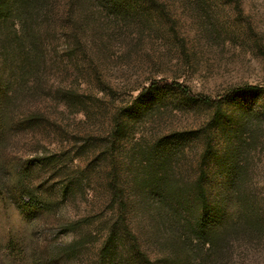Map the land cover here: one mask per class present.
Returning <instances> with one entry per match:
<instances>
[{
  "label": "rangeland",
  "instance_id": "obj_1",
  "mask_svg": "<svg viewBox=\"0 0 264 264\" xmlns=\"http://www.w3.org/2000/svg\"><path fill=\"white\" fill-rule=\"evenodd\" d=\"M111 7L74 9L5 103L0 264H264V0Z\"/></svg>",
  "mask_w": 264,
  "mask_h": 264
},
{
  "label": "trees",
  "instance_id": "obj_2",
  "mask_svg": "<svg viewBox=\"0 0 264 264\" xmlns=\"http://www.w3.org/2000/svg\"><path fill=\"white\" fill-rule=\"evenodd\" d=\"M147 1L151 3L155 2V0ZM127 2L128 0H3L2 4H5L4 17H10L15 11H21L24 15V19L18 35L16 36V43L18 42L21 44L18 45L15 43L16 46L12 45V49L8 51L3 49L4 51L2 50L0 54L2 60V70H0V128L2 129L6 125V121L3 118V111H5V103L10 101L16 84L19 81H24L27 78L33 77L35 74L38 78L39 71L37 70L41 65L46 64L48 49L50 50L54 44L60 42V37L55 39L56 30H59L62 23L67 21L71 24V30H75L76 27L73 23H76V19L74 20L76 13L74 9L78 6L86 5L101 9L106 5H110L112 9H116L115 17L118 18V16L120 17L125 14L123 7ZM99 14L101 13L99 12ZM49 31L53 32V37L50 38L51 40L48 38ZM11 42L13 43V41ZM64 42H66L67 47L71 45L68 40H64ZM52 50H50V52ZM18 65H21L23 68L21 71L22 78L20 79L15 77L18 71ZM169 85L181 91L183 95L188 97L191 96L189 90L183 85L174 82ZM196 188L200 190V187L196 186ZM199 194L200 198H205L204 191ZM223 199L224 201L227 200L226 197H223ZM176 207L177 209L182 208L178 204H176ZM170 210H172V208ZM184 225L191 234L199 235V237L204 230V226L200 223H195V225L191 227V225L187 224L185 221Z\"/></svg>",
  "mask_w": 264,
  "mask_h": 264
}]
</instances>
